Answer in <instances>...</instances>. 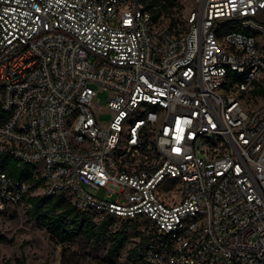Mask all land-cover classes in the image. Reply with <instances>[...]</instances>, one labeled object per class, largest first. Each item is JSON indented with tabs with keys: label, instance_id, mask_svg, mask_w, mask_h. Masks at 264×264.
Returning <instances> with one entry per match:
<instances>
[{
	"label": "built area",
	"instance_id": "obj_1",
	"mask_svg": "<svg viewBox=\"0 0 264 264\" xmlns=\"http://www.w3.org/2000/svg\"><path fill=\"white\" fill-rule=\"evenodd\" d=\"M147 1L0 0V151L41 177L0 165V211L62 194L138 222L124 264H264V0Z\"/></svg>",
	"mask_w": 264,
	"mask_h": 264
},
{
	"label": "trees",
	"instance_id": "obj_2",
	"mask_svg": "<svg viewBox=\"0 0 264 264\" xmlns=\"http://www.w3.org/2000/svg\"><path fill=\"white\" fill-rule=\"evenodd\" d=\"M182 0H149L147 5L157 4L158 10L163 12L169 25H175L181 21ZM156 12V13H157ZM264 95L263 81H256L248 94V99L254 101L256 97ZM5 114L0 110V121ZM0 165L5 172L15 178L25 179L28 182V190H32L41 182V177H33V167L20 162L5 151H0ZM24 212L26 218L33 220L35 224L47 232L55 242L80 241L82 245L94 250L106 242L103 249V258L119 257L130 236L139 234L138 222L127 218H116L108 214L95 215L87 211L76 209L68 198L62 194L45 196L40 194L27 195ZM1 212V211H0ZM118 225L114 226V222ZM5 237L0 233V241ZM132 247L124 249V259L120 264L131 261ZM58 264H77V258L69 252L61 250Z\"/></svg>",
	"mask_w": 264,
	"mask_h": 264
},
{
	"label": "rangeland",
	"instance_id": "obj_3",
	"mask_svg": "<svg viewBox=\"0 0 264 264\" xmlns=\"http://www.w3.org/2000/svg\"><path fill=\"white\" fill-rule=\"evenodd\" d=\"M183 15L189 6V1H180ZM107 92L96 90L92 106L96 108L97 119H107L109 112L105 111V100ZM255 100H259L258 97ZM38 187H34L31 193H37ZM164 195L171 202L176 199L178 192L175 189L164 190ZM24 199L13 206L0 212V233L5 240L0 241V264H58L61 250L69 252L77 258V264H120L124 259V249L131 245L135 238L128 239L119 257L103 258V249L106 242L101 243L94 250L87 248V245L80 246V241L55 242L52 240L43 227L38 226L33 220L26 218ZM118 221L114 222V226Z\"/></svg>",
	"mask_w": 264,
	"mask_h": 264
}]
</instances>
